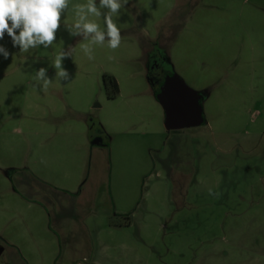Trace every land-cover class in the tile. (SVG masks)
I'll list each match as a JSON object with an SVG mask.
<instances>
[{
  "label": "rangeland",
  "instance_id": "374dc122",
  "mask_svg": "<svg viewBox=\"0 0 264 264\" xmlns=\"http://www.w3.org/2000/svg\"><path fill=\"white\" fill-rule=\"evenodd\" d=\"M72 16L47 49L0 39V264H264V0H128L94 60ZM168 75L206 96L204 125L166 130Z\"/></svg>",
  "mask_w": 264,
  "mask_h": 264
},
{
  "label": "clouds",
  "instance_id": "9594fccd",
  "mask_svg": "<svg viewBox=\"0 0 264 264\" xmlns=\"http://www.w3.org/2000/svg\"><path fill=\"white\" fill-rule=\"evenodd\" d=\"M71 0H0V39L5 33L11 37L13 45L18 46L21 53H27L41 46L47 49L56 41V33L60 29L62 14L73 13L71 24L66 27L71 36H80L78 47L89 60H94L95 46H107L115 51L121 45L122 36L114 17L128 0H86L85 3L71 5ZM102 10H106L102 12ZM103 16L104 27L93 18ZM76 47L61 49L55 56L52 66L56 70V79L68 81L69 72L63 67L65 58L73 57ZM0 54L7 59L9 52L0 46ZM109 60L114 57L109 55ZM75 62V61H74ZM36 84L46 91L53 80L48 78L47 69L41 67L34 76ZM212 194V190L209 189Z\"/></svg>",
  "mask_w": 264,
  "mask_h": 264
},
{
  "label": "water",
  "instance_id": "95a60500",
  "mask_svg": "<svg viewBox=\"0 0 264 264\" xmlns=\"http://www.w3.org/2000/svg\"><path fill=\"white\" fill-rule=\"evenodd\" d=\"M202 94L189 88L177 75H168L157 94V100L164 110L165 128L168 132L193 129L205 124ZM93 146H104L101 138Z\"/></svg>",
  "mask_w": 264,
  "mask_h": 264
},
{
  "label": "trees",
  "instance_id": "16d2710c",
  "mask_svg": "<svg viewBox=\"0 0 264 264\" xmlns=\"http://www.w3.org/2000/svg\"><path fill=\"white\" fill-rule=\"evenodd\" d=\"M104 83L109 90V98L111 100L116 99L120 95V87L117 80L113 76L106 75L104 76ZM158 93L159 91L155 93L156 98ZM129 217L130 216H128V219H130Z\"/></svg>",
  "mask_w": 264,
  "mask_h": 264
},
{
  "label": "flooded vegetation",
  "instance_id": "af4514ba",
  "mask_svg": "<svg viewBox=\"0 0 264 264\" xmlns=\"http://www.w3.org/2000/svg\"><path fill=\"white\" fill-rule=\"evenodd\" d=\"M154 63H156V65H154V68H152L153 72H155V70H156L155 68H157L158 73H160L159 71H160L161 65H158V61H155ZM166 77H164L163 80L161 81V84H160L159 89H158L159 92H160V89H161ZM153 78H154V75H153ZM205 99H206V96H203L202 101H205Z\"/></svg>",
  "mask_w": 264,
  "mask_h": 264
},
{
  "label": "crops",
  "instance_id": "0c3cea01",
  "mask_svg": "<svg viewBox=\"0 0 264 264\" xmlns=\"http://www.w3.org/2000/svg\"><path fill=\"white\" fill-rule=\"evenodd\" d=\"M99 138V137H98ZM95 140V139H94ZM92 142H93V140L91 141V145H92ZM104 142V141H103Z\"/></svg>",
  "mask_w": 264,
  "mask_h": 264
}]
</instances>
